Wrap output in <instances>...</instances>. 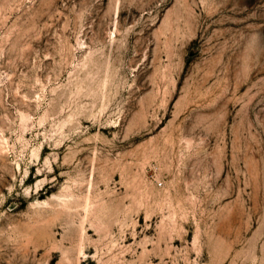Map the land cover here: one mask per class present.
Listing matches in <instances>:
<instances>
[{"label": "rangeland", "instance_id": "1", "mask_svg": "<svg viewBox=\"0 0 264 264\" xmlns=\"http://www.w3.org/2000/svg\"><path fill=\"white\" fill-rule=\"evenodd\" d=\"M0 264H264V0H0Z\"/></svg>", "mask_w": 264, "mask_h": 264}]
</instances>
